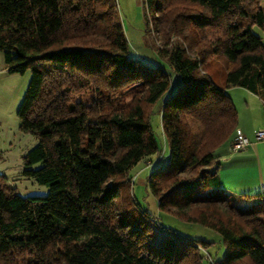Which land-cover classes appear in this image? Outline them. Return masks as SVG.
<instances>
[{"label": "trees", "instance_id": "trees-1", "mask_svg": "<svg viewBox=\"0 0 264 264\" xmlns=\"http://www.w3.org/2000/svg\"><path fill=\"white\" fill-rule=\"evenodd\" d=\"M261 2L144 0L173 76L130 54L117 0H0L6 65L31 71L17 113L38 142L24 174L48 186L24 196L0 174L1 264L22 254L24 264H211L199 249L207 241L171 232L146 208L136 217L124 198L130 170L161 151L155 112L170 150L147 178L159 209L217 230L216 264H264V208L230 198L215 154L238 127L228 89L264 101V41L253 32L264 28ZM212 57L223 60L224 85L206 69Z\"/></svg>", "mask_w": 264, "mask_h": 264}, {"label": "rangeland", "instance_id": "rangeland-1", "mask_svg": "<svg viewBox=\"0 0 264 264\" xmlns=\"http://www.w3.org/2000/svg\"><path fill=\"white\" fill-rule=\"evenodd\" d=\"M117 8L119 20L128 39L130 54L134 57L142 58L149 64L160 62L174 76V72L169 67L167 60L158 53V47L162 45V41L159 33L154 29L157 13L154 11L149 12L144 0H117ZM253 32L264 41L263 27L255 25ZM176 40L182 41L175 36L172 38V43H175ZM212 58V60L206 61V69L210 71L219 85H224L226 77L225 71L222 70L223 60L219 57ZM30 78V70L25 73L10 72L6 65L4 54L0 51V174L4 175V182L8 187L14 188L17 193L24 196L46 195L48 193V186L40 184L33 177H28L24 174V170L27 167L25 155L38 142V137L35 134L22 130L20 126L21 119L17 113ZM230 88L228 93L240 105L239 102L246 98V94L244 95L243 93L245 92L244 89L242 87H237L238 89ZM245 116L253 118L248 113ZM253 122H255L253 119L249 120V123ZM151 123L154 132L160 139L161 151L152 157L155 160L153 164H148L152 163V159L141 161L130 170L132 177L127 189H123L124 198L131 199L130 196H133L132 213L136 217L144 216L141 209L146 208L171 232L184 238L207 241L208 248L202 246L199 249L202 251L205 261L216 264L213 257L217 260L221 259L225 250L222 235L213 228L197 222L186 221L170 212L161 211L158 207L157 198L147 184V178L150 173L161 164L166 163L170 154L169 146L164 142L162 136V126L158 112L151 116ZM260 124L264 126L263 121ZM159 156H161L160 159ZM37 165L39 164L34 167ZM128 191L131 192L129 193ZM229 196L240 207L264 208V196L258 198L256 196L252 198L244 196L238 201L237 199L236 201L234 200L235 196ZM262 216L264 217V213ZM162 235V232L159 231L156 239H160ZM27 257L23 254L17 256L16 262H11L10 264H24L27 261Z\"/></svg>", "mask_w": 264, "mask_h": 264}, {"label": "crops", "instance_id": "crops-1", "mask_svg": "<svg viewBox=\"0 0 264 264\" xmlns=\"http://www.w3.org/2000/svg\"><path fill=\"white\" fill-rule=\"evenodd\" d=\"M261 4L264 7V0ZM237 87L239 86L232 88L238 89ZM243 89L246 98L239 102L240 105L234 102L239 115L238 127L248 135L251 143L245 149L233 152L232 140L229 139L216 148L215 154L220 161L221 187L232 196L250 197L264 191V139L256 137L257 130L264 129L260 124L261 121L264 122V101L252 91ZM247 113L253 118L246 117ZM250 119L255 122L249 123Z\"/></svg>", "mask_w": 264, "mask_h": 264}, {"label": "built area", "instance_id": "built-area-1", "mask_svg": "<svg viewBox=\"0 0 264 264\" xmlns=\"http://www.w3.org/2000/svg\"><path fill=\"white\" fill-rule=\"evenodd\" d=\"M235 132L236 133L233 142L231 144V150L233 152L243 150L251 143L250 138L248 137L247 134H245V132L242 131L241 128L237 127ZM256 137L258 139H264V130L263 129L257 130ZM148 164L151 165L152 163H148Z\"/></svg>", "mask_w": 264, "mask_h": 264}]
</instances>
